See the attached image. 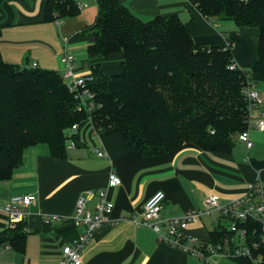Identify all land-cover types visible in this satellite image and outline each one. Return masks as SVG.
I'll return each mask as SVG.
<instances>
[{
	"label": "crops",
	"instance_id": "1",
	"mask_svg": "<svg viewBox=\"0 0 264 264\" xmlns=\"http://www.w3.org/2000/svg\"><path fill=\"white\" fill-rule=\"evenodd\" d=\"M118 1L143 22L158 16H178L197 45L232 39L233 56L243 70L251 71L258 59L256 28L206 19L189 0ZM76 2L87 7L79 16L57 24L44 20L47 0H0V49L4 61L21 67L37 63L38 68L62 74L61 58L72 54L79 76L91 79L97 62L105 74L118 73L123 53L96 61L87 52L92 38L82 31L96 19V0ZM253 77L261 89L264 76ZM252 114L256 117L259 111ZM86 127L78 132V146L67 149L65 159L53 157L45 144L32 147L25 152L23 164L13 178L0 181V232L8 228L9 215L3 208L11 203L18 210H26L28 232L24 253L0 247V264H58L64 246L84 232L83 227L76 228L71 223L79 197L102 189L115 204L113 218L117 223L102 227L82 249L83 264H202L196 256L161 242L151 228L135 224L131 217L136 215L140 220L146 203L158 191L165 194L162 218L171 219L202 208L208 196L229 202L245 194L258 178L264 181V131L254 126L249 131L251 148L237 139L231 153L206 152L189 144L154 157L127 150L119 128L95 136L91 124ZM97 149L107 156L99 157ZM111 173L121 178L119 187L108 188ZM26 195L36 196L37 202L23 209L15 200ZM97 202L92 197L88 208H94ZM54 216L57 219L53 220ZM220 226L226 227L227 221L214 211L201 222L191 223L187 234L196 238L199 246L206 245ZM161 232L169 235L165 225ZM217 262L238 264L228 257H219Z\"/></svg>",
	"mask_w": 264,
	"mask_h": 264
},
{
	"label": "trees",
	"instance_id": "2",
	"mask_svg": "<svg viewBox=\"0 0 264 264\" xmlns=\"http://www.w3.org/2000/svg\"><path fill=\"white\" fill-rule=\"evenodd\" d=\"M209 20L231 21L258 30V59L241 69L233 56V40L197 45L178 16L143 22L118 0H96L94 23L82 31L90 36L88 55L107 60L123 53L119 72L92 67L87 87L96 108L80 110L59 71L21 67L4 61L0 49V181H9L23 164L25 152L45 144L57 159L67 157L73 125H93L101 132L119 128L127 150L145 157L167 154L185 145L211 153H231L239 134L248 129L249 103L242 88L248 76H264V0H189ZM76 0H47L45 22L79 16ZM1 36V32H0ZM91 120V121H90ZM247 230L252 257L231 258L238 264L264 262L261 222H239ZM27 222L0 232V247L24 253ZM236 234L225 226L211 233L210 243L231 251ZM258 244V247H254Z\"/></svg>",
	"mask_w": 264,
	"mask_h": 264
},
{
	"label": "built area",
	"instance_id": "3",
	"mask_svg": "<svg viewBox=\"0 0 264 264\" xmlns=\"http://www.w3.org/2000/svg\"><path fill=\"white\" fill-rule=\"evenodd\" d=\"M240 1L247 2L248 0ZM84 7H87V5L79 4L80 10ZM56 23L60 24L59 22ZM61 62L64 66L61 75L70 92L78 100L79 109L92 112L96 108V104L94 102L95 94L87 87L89 78L77 74L74 55L65 54L62 56ZM30 67L37 69L38 64L33 63ZM242 93L249 103L248 129L239 134L238 139L246 143L248 148H251L253 143L250 140V129L254 126L256 129L264 131V94L257 86L256 80L251 76L246 78ZM253 111H259V115L253 116ZM80 130L79 124L73 125L69 130V136L78 134ZM99 133L100 131L93 127V135L96 136ZM77 146L78 142L72 138L68 140L67 149H75ZM95 151L99 157L107 156L104 151L99 149ZM121 184V178L116 173H111L108 180V188H116ZM92 197H96L98 202L94 208L90 209L87 203ZM15 201L20 202L23 209H27L37 202V197L26 195ZM164 201L165 194L162 191L156 192L146 203L141 219L138 220L136 215H134L131 217V221L151 228L158 235L161 242L173 246L187 255L196 256L202 264H218L217 258L219 257H252V250L246 244L247 230L238 228L239 222L242 223L249 219L261 222L264 241V181L259 178L249 185L245 194L235 200L222 203L217 196H208L204 200L202 208L188 211L182 216L171 219L162 218L161 213ZM114 208L115 204L108 197L106 189L87 191L85 195L80 196L76 204V213L71 218V223L76 228L83 227L84 232L73 239L70 244L64 246L58 264H83L81 258L82 249L97 235L102 227L113 226L117 223L113 218ZM3 209L9 215L8 227H14L26 218V210H18L12 206V203L5 205ZM214 211H217L220 217L227 221L226 227L228 230L236 234L237 244L235 246L237 248H234L233 251L228 249V242L225 247L221 244L210 242L199 246L197 239L187 234V229L191 223L201 222L203 217L212 214ZM52 219L55 220L57 217L54 216ZM164 225L168 229V236L162 235L161 231ZM254 247L257 248L258 244H255ZM254 263L264 264L260 258L255 259Z\"/></svg>",
	"mask_w": 264,
	"mask_h": 264
},
{
	"label": "rangeland",
	"instance_id": "4",
	"mask_svg": "<svg viewBox=\"0 0 264 264\" xmlns=\"http://www.w3.org/2000/svg\"><path fill=\"white\" fill-rule=\"evenodd\" d=\"M86 3H87V2H86ZM245 71H247V72H249V73L251 72L250 70H245ZM258 87H259V86H258ZM260 87H261V89L264 91V85L261 84ZM259 89H260V88H259ZM261 89H260V90H261ZM86 126H88V124H86ZM86 126H84V129H85ZM86 128H87V127H86ZM84 129H83V130H84Z\"/></svg>",
	"mask_w": 264,
	"mask_h": 264
}]
</instances>
